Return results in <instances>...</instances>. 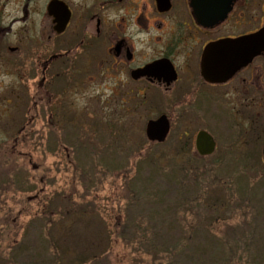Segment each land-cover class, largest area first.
<instances>
[{
  "label": "rangeland",
  "instance_id": "rangeland-1",
  "mask_svg": "<svg viewBox=\"0 0 264 264\" xmlns=\"http://www.w3.org/2000/svg\"><path fill=\"white\" fill-rule=\"evenodd\" d=\"M7 64L0 264H264L258 154L236 156L243 163L230 168L212 163L222 154L182 152L172 134L150 143L147 121L169 115L160 101L112 122L105 101H62L57 122L39 80L13 87ZM73 113L93 117L72 129L62 121Z\"/></svg>",
  "mask_w": 264,
  "mask_h": 264
},
{
  "label": "flooded vegetation",
  "instance_id": "flooded-vegetation-1",
  "mask_svg": "<svg viewBox=\"0 0 264 264\" xmlns=\"http://www.w3.org/2000/svg\"><path fill=\"white\" fill-rule=\"evenodd\" d=\"M0 63L13 87L39 80L57 122L62 101H105L109 122L160 101L169 115L147 121L168 122L156 144L174 135L198 159L238 168L248 152L264 168V0H0Z\"/></svg>",
  "mask_w": 264,
  "mask_h": 264
},
{
  "label": "water",
  "instance_id": "water-1",
  "mask_svg": "<svg viewBox=\"0 0 264 264\" xmlns=\"http://www.w3.org/2000/svg\"><path fill=\"white\" fill-rule=\"evenodd\" d=\"M168 132V122L164 116L155 121H149L145 128V136L149 142L162 143ZM196 149L200 156H209L214 150V143L210 136L199 133L196 139ZM264 158V151H263Z\"/></svg>",
  "mask_w": 264,
  "mask_h": 264
}]
</instances>
